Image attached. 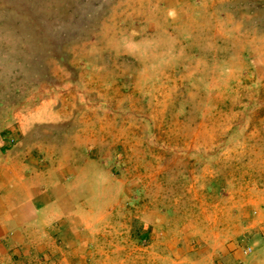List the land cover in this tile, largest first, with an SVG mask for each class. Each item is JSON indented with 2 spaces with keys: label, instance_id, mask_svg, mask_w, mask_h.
<instances>
[{
  "label": "rangeland",
  "instance_id": "374dc122",
  "mask_svg": "<svg viewBox=\"0 0 264 264\" xmlns=\"http://www.w3.org/2000/svg\"><path fill=\"white\" fill-rule=\"evenodd\" d=\"M0 264H264V0H0Z\"/></svg>",
  "mask_w": 264,
  "mask_h": 264
}]
</instances>
